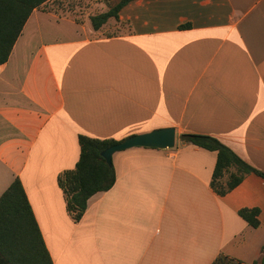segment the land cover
Instances as JSON below:
<instances>
[{
  "label": "crops",
  "instance_id": "crops-1",
  "mask_svg": "<svg viewBox=\"0 0 264 264\" xmlns=\"http://www.w3.org/2000/svg\"><path fill=\"white\" fill-rule=\"evenodd\" d=\"M118 1L70 17L52 0L34 9L0 65V164L52 264H264V179L218 195L215 152L178 138L214 137L264 173V0H132L93 32L88 16ZM168 127L173 148L113 153L114 184L69 219L56 177L79 135L117 143ZM241 209L258 211L257 228Z\"/></svg>",
  "mask_w": 264,
  "mask_h": 264
},
{
  "label": "trees",
  "instance_id": "trees-1",
  "mask_svg": "<svg viewBox=\"0 0 264 264\" xmlns=\"http://www.w3.org/2000/svg\"><path fill=\"white\" fill-rule=\"evenodd\" d=\"M49 1L51 0H0V65L7 61L31 12L49 7ZM81 1L86 0H76L75 3L73 0H52L50 10L70 17L78 13L74 11L75 8L82 9ZM130 1L132 0H119L115 6L88 16L91 30L99 32L110 19L118 22L119 10ZM76 16L73 17L75 22H81ZM115 34L116 30L106 33L107 36ZM178 138L182 143L215 152L211 187L218 195L230 191L247 174L253 173L264 179V173L251 167L214 137L181 134ZM77 142L79 156L74 167L60 172L56 177L66 214L73 223L81 220L92 195L107 191L115 182L111 163L108 165L100 153L116 142L84 135H79ZM257 215L256 209L238 211V216L252 228L259 226ZM262 251L264 252V245ZM0 264H52L18 178H14L0 193Z\"/></svg>",
  "mask_w": 264,
  "mask_h": 264
},
{
  "label": "water",
  "instance_id": "water-1",
  "mask_svg": "<svg viewBox=\"0 0 264 264\" xmlns=\"http://www.w3.org/2000/svg\"><path fill=\"white\" fill-rule=\"evenodd\" d=\"M174 141L175 132L173 128L155 129L147 133L130 136L117 142L104 149L100 155L109 165L111 163V156L115 152L135 147L170 149L173 148Z\"/></svg>",
  "mask_w": 264,
  "mask_h": 264
},
{
  "label": "rangeland",
  "instance_id": "rangeland-1",
  "mask_svg": "<svg viewBox=\"0 0 264 264\" xmlns=\"http://www.w3.org/2000/svg\"><path fill=\"white\" fill-rule=\"evenodd\" d=\"M73 2L75 3L76 0H73ZM84 3L85 1H81L82 6H85ZM86 8L87 6L84 8V10H86L87 12H91V9L87 10ZM79 10H81V8L74 9V11H79ZM106 29L107 30L105 31V33L108 32L111 33L115 31V29H112L110 26H108V28ZM11 182H12L11 172L3 164H0V193L3 192Z\"/></svg>",
  "mask_w": 264,
  "mask_h": 264
}]
</instances>
